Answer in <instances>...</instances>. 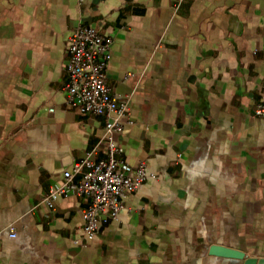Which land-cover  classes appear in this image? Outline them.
<instances>
[{
    "label": "crops",
    "instance_id": "crops-1",
    "mask_svg": "<svg viewBox=\"0 0 264 264\" xmlns=\"http://www.w3.org/2000/svg\"><path fill=\"white\" fill-rule=\"evenodd\" d=\"M79 24L114 38L108 80L134 120L115 141L149 173L92 239L75 189L42 201L104 133L66 103ZM263 100L264 0H0V264H244L214 244L264 257Z\"/></svg>",
    "mask_w": 264,
    "mask_h": 264
},
{
    "label": "built area",
    "instance_id": "built-area-1",
    "mask_svg": "<svg viewBox=\"0 0 264 264\" xmlns=\"http://www.w3.org/2000/svg\"><path fill=\"white\" fill-rule=\"evenodd\" d=\"M114 38L98 26L77 25L68 41V78L64 84L66 103L84 113L105 118L104 133L90 154L63 172V182L42 198L54 206L58 196L75 189L86 199L83 209V236L94 238L103 220L118 218L125 207V198L149 177L147 163L132 167L120 154L123 148L115 141V134L134 123L129 113L128 99L113 93L108 80V66L112 58ZM131 75V74H128ZM51 108L50 111H53ZM254 114L264 118V100L256 102ZM104 153L99 160L93 155ZM11 235L16 236L11 228ZM81 243V239L74 240ZM151 264H162L153 262Z\"/></svg>",
    "mask_w": 264,
    "mask_h": 264
},
{
    "label": "water",
    "instance_id": "water-1",
    "mask_svg": "<svg viewBox=\"0 0 264 264\" xmlns=\"http://www.w3.org/2000/svg\"><path fill=\"white\" fill-rule=\"evenodd\" d=\"M210 253L219 256H228L244 259V264H264V257L249 256L239 249L225 246L222 244L212 245Z\"/></svg>",
    "mask_w": 264,
    "mask_h": 264
}]
</instances>
